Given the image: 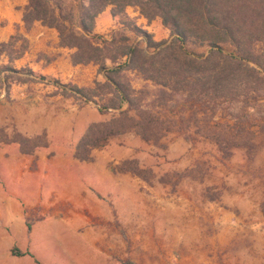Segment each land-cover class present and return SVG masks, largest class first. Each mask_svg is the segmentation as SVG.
<instances>
[{
    "label": "rangeland",
    "instance_id": "374dc122",
    "mask_svg": "<svg viewBox=\"0 0 264 264\" xmlns=\"http://www.w3.org/2000/svg\"><path fill=\"white\" fill-rule=\"evenodd\" d=\"M26 3L0 0V42L15 34L27 40L19 58L0 54V148L14 145L32 157L35 179L49 182L30 219L91 215L85 226L105 233L96 248L114 264H264V134L254 137L251 154L234 148L223 158L193 128L190 140L172 131L157 143L128 131L91 149L89 159L76 158L87 127L116 111H99L107 96L97 104L65 91L63 85L92 88L104 77L93 62L73 64V49L31 41ZM134 10L127 12L155 41H171L157 18L147 22ZM106 19L99 34L115 27ZM126 77L136 89L144 84L134 72Z\"/></svg>",
    "mask_w": 264,
    "mask_h": 264
},
{
    "label": "trees",
    "instance_id": "16d2710c",
    "mask_svg": "<svg viewBox=\"0 0 264 264\" xmlns=\"http://www.w3.org/2000/svg\"><path fill=\"white\" fill-rule=\"evenodd\" d=\"M26 1L25 29L35 21L53 28L58 46L73 49V64L93 62L104 77L92 88L63 85L65 91L97 104L96 98L107 96L99 111H116L87 127L76 158L89 159L91 149L128 131L157 143L172 131L190 140L193 128L223 158L234 148L251 154L254 137L264 134V0ZM129 6L147 22L157 18L171 41H155L126 11ZM104 11L115 21L107 35L94 30ZM26 49L27 40L18 34L0 42V54L9 60ZM128 72L144 81L142 87L131 85ZM21 151L27 152L24 145ZM11 252L20 254L17 248Z\"/></svg>",
    "mask_w": 264,
    "mask_h": 264
},
{
    "label": "crops",
    "instance_id": "0c3cea01",
    "mask_svg": "<svg viewBox=\"0 0 264 264\" xmlns=\"http://www.w3.org/2000/svg\"><path fill=\"white\" fill-rule=\"evenodd\" d=\"M129 8L134 9L129 6L126 11ZM107 17H110L108 11L99 15L95 32L99 33ZM105 21L112 26L111 18ZM26 35L39 47L60 49L56 31L42 26L39 21L33 22ZM32 163L33 158L18 153L14 145L0 148V264H114L111 256L99 253L96 248L105 233L91 225L85 226L91 215L80 212L76 217L57 218L43 212L40 218L30 219L35 198L49 191L48 180L44 185L43 180L35 179ZM82 188L89 195L86 187L81 186L80 190ZM100 188L104 189L102 185ZM12 248H17L20 254H13Z\"/></svg>",
    "mask_w": 264,
    "mask_h": 264
}]
</instances>
